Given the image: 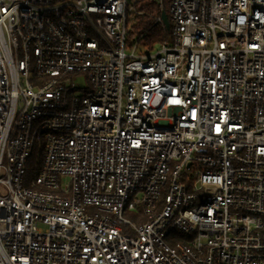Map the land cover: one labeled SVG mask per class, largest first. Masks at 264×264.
Returning a JSON list of instances; mask_svg holds the SVG:
<instances>
[{"label": "built area", "instance_id": "obj_1", "mask_svg": "<svg viewBox=\"0 0 264 264\" xmlns=\"http://www.w3.org/2000/svg\"><path fill=\"white\" fill-rule=\"evenodd\" d=\"M141 2L0 0V264H264V0Z\"/></svg>", "mask_w": 264, "mask_h": 264}, {"label": "trees", "instance_id": "obj_2", "mask_svg": "<svg viewBox=\"0 0 264 264\" xmlns=\"http://www.w3.org/2000/svg\"><path fill=\"white\" fill-rule=\"evenodd\" d=\"M141 4L148 5V8L152 13L151 16L142 17L140 20L143 25H148L149 23H151L152 17L159 14V10L156 7L154 0H142ZM165 11L168 13L167 9H165ZM168 32L169 31L166 28H164L162 25L155 26L149 31L148 37L153 42L161 41L168 35Z\"/></svg>", "mask_w": 264, "mask_h": 264}, {"label": "water", "instance_id": "obj_3", "mask_svg": "<svg viewBox=\"0 0 264 264\" xmlns=\"http://www.w3.org/2000/svg\"><path fill=\"white\" fill-rule=\"evenodd\" d=\"M163 19H164V23H165V25H166V27H168L169 26V22H168V18H167V15L165 14V13H163Z\"/></svg>", "mask_w": 264, "mask_h": 264}, {"label": "rangeland", "instance_id": "obj_4", "mask_svg": "<svg viewBox=\"0 0 264 264\" xmlns=\"http://www.w3.org/2000/svg\"><path fill=\"white\" fill-rule=\"evenodd\" d=\"M125 214L127 217L131 218L132 214L134 213L132 211H127Z\"/></svg>", "mask_w": 264, "mask_h": 264}]
</instances>
